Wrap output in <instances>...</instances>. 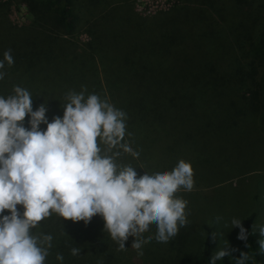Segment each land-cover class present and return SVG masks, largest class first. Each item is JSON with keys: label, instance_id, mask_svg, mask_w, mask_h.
Segmentation results:
<instances>
[{"label": "trees", "instance_id": "trees-1", "mask_svg": "<svg viewBox=\"0 0 264 264\" xmlns=\"http://www.w3.org/2000/svg\"><path fill=\"white\" fill-rule=\"evenodd\" d=\"M24 1L32 14L25 26L13 25L10 2L0 1V58L10 50L14 60L5 64L0 95L10 94L14 85L26 88L34 110L47 100L49 119L62 114L58 100L69 90L79 92L83 86L86 94L106 98L126 113L124 139L139 152L137 159L124 154L120 161L149 173L170 171L184 159L199 181L197 163L207 159L210 138L225 144L234 140L236 146L239 136L241 145L264 146V0H184L179 7L180 0L151 24L133 9L124 18L104 9L96 16V0ZM82 30L89 40L76 44L71 38ZM142 168L136 169L139 175ZM177 196L187 201L188 223L167 243L146 241L142 255L131 248L132 236L127 249L119 250L103 232L99 215L87 225L62 222L54 214L43 219L33 231L53 236L45 264H58L57 253L63 264H209L220 245L201 217L206 195ZM256 217L252 212L242 221L247 242L237 239L235 251L217 264H236L242 251L248 264H264ZM196 219L203 221L200 239L191 237ZM154 232L155 226L144 236ZM72 247L80 254L72 256Z\"/></svg>", "mask_w": 264, "mask_h": 264}, {"label": "clouds", "instance_id": "clouds-1", "mask_svg": "<svg viewBox=\"0 0 264 264\" xmlns=\"http://www.w3.org/2000/svg\"><path fill=\"white\" fill-rule=\"evenodd\" d=\"M13 63L10 50L4 51L0 80L5 64ZM86 92L83 86L79 92L67 91L58 100L62 114L51 119L47 100L34 110L26 88L14 85L10 94L0 95V264H45L53 236L33 230L53 214L62 222L85 225L99 215L103 232L119 250L127 249L132 236L131 248L139 255L146 241L167 243L188 223L187 201L176 193L193 188L191 162L179 159L170 171L152 173L121 162L124 154L139 157L124 139L127 115L106 98ZM229 222L231 229H239L237 239L247 242L249 231L242 220L232 217ZM153 226L154 235L145 237ZM256 230L259 252L264 253V223ZM80 252L70 249L72 256ZM229 254L227 243L216 248L209 264ZM56 260L63 264V255L57 253ZM248 261L247 252L236 258V264Z\"/></svg>", "mask_w": 264, "mask_h": 264}, {"label": "rangeland", "instance_id": "rangeland-1", "mask_svg": "<svg viewBox=\"0 0 264 264\" xmlns=\"http://www.w3.org/2000/svg\"><path fill=\"white\" fill-rule=\"evenodd\" d=\"M0 1L10 2L8 17L13 25L25 26L31 22L32 14L24 0ZM99 1L102 3L97 4ZM179 4V7H182L185 4L184 0ZM175 5V0H96L95 15L97 16L99 11L104 9V12H108L110 16L114 15L115 17L116 15V18H124L123 14H126L129 9H133L131 12L151 24L153 17L160 15L161 12L167 11L166 13H168ZM71 40L81 45L89 40V36L82 30L75 34ZM225 143L218 138L208 140L211 149L206 156L207 159L197 163L199 181L194 180V186L197 188L193 187L191 191L181 188L176 194L181 195L184 192L186 195L191 192L205 194L206 196L202 200L204 209L202 207L201 217L204 222L207 221L211 224L210 231L216 232L217 238L214 241L217 240L220 247L228 243L229 250H232L235 249L239 232L237 228L231 229L229 221L232 217L243 221L246 216L254 212L257 214L256 225L264 223V146L262 147L257 142H254V145L252 142L250 145L248 142L241 145L240 137L236 136L235 145L237 144L239 149V152L236 153L237 150L233 149L236 147L233 145L234 140L232 144ZM223 152H226V156L222 155ZM242 170H247V172L254 170V172L243 175L244 173H240L243 172ZM226 177L231 178L224 180ZM215 183L218 184L213 185ZM206 185L213 186L206 187ZM205 219L207 220L205 221ZM203 221L200 219L196 221L192 238L200 239V235L205 234L203 232L199 235L203 230L200 228Z\"/></svg>", "mask_w": 264, "mask_h": 264}, {"label": "built area", "instance_id": "built-area-1", "mask_svg": "<svg viewBox=\"0 0 264 264\" xmlns=\"http://www.w3.org/2000/svg\"><path fill=\"white\" fill-rule=\"evenodd\" d=\"M179 0H175V3H177Z\"/></svg>", "mask_w": 264, "mask_h": 264}]
</instances>
